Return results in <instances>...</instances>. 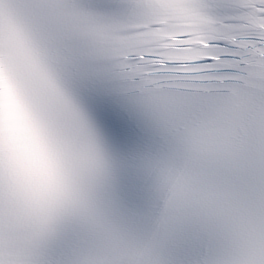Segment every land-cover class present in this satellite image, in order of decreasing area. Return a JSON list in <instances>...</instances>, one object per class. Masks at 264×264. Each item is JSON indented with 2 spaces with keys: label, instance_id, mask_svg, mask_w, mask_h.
<instances>
[{
  "label": "snow or ice",
  "instance_id": "obj_1",
  "mask_svg": "<svg viewBox=\"0 0 264 264\" xmlns=\"http://www.w3.org/2000/svg\"><path fill=\"white\" fill-rule=\"evenodd\" d=\"M0 264H264V0H0Z\"/></svg>",
  "mask_w": 264,
  "mask_h": 264
}]
</instances>
